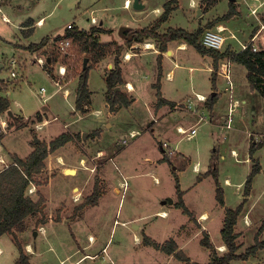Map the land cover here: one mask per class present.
Listing matches in <instances>:
<instances>
[{"label": "rangeland", "instance_id": "rangeland-1", "mask_svg": "<svg viewBox=\"0 0 264 264\" xmlns=\"http://www.w3.org/2000/svg\"><path fill=\"white\" fill-rule=\"evenodd\" d=\"M144 1L145 7L138 10L134 7L126 6V0H39V2L38 0H11V4H2V10L0 11V60L3 57L5 59L17 57L20 52L18 48L9 42L13 41L16 36L14 23L26 20L30 16L35 19L45 16L46 25L39 29V32H42L41 34L46 32L66 34L68 32L66 27L69 23L74 24L80 30L82 28L87 29L92 25L93 17L99 22L103 21V25L107 28H112L113 33H110L112 34L110 37L108 34L104 35L102 39L108 41L111 38L117 39L115 42L122 44L120 59L123 62L126 50L132 51V49H130L131 44L126 42L127 38L120 35L122 27L136 28L154 24L164 12V4L168 0ZM208 1L200 0L199 9H201V12L198 14L197 8L193 11L192 9H187L190 8L189 0H173V4L179 3L180 7L172 13L165 26L183 27L190 32L196 31L198 27L203 28V31L207 27H215L217 21L213 25H210V23L217 19L219 20L224 15L223 12L229 9V3L227 0L220 3L217 7L219 10L215 11L216 14H205L209 8ZM157 7L160 8L158 12L156 11ZM260 11H264V5L260 8ZM4 14L11 18V22L4 21ZM237 23L238 28L234 31L236 35L241 37L244 34L242 31L249 35L250 27L246 24L245 13L243 18L237 20ZM229 30L224 33L230 34ZM159 31L164 30L161 29ZM201 37L202 34L200 40ZM244 38L242 37L244 41L248 39ZM151 40H155L159 46V41L152 38ZM227 44L219 51L223 52L227 48L237 50L241 46L238 40L233 37L227 39ZM176 47L177 45L173 46V49ZM54 49L52 45L48 47V50L42 48L39 56H52L54 62L50 66L54 71L55 78H52L44 70L43 66L37 63L29 67L26 75L20 73L17 67L18 77H13L10 69H1L0 67V81L8 82L11 89L10 94L6 92L3 94L9 98L14 110H22L23 115L17 118L16 121L19 120L21 126L29 128L32 133L30 141L33 142V145L36 144L33 140L34 137H41L43 141L40 142L50 143L51 140L48 141L47 139L48 131L55 137L65 132L77 133L72 141L66 143L65 146L49 152L45 160V168L40 174L35 175L34 182L27 189V194L32 195L34 199H38L40 195H43L46 199L43 205V212L31 215L26 219L28 231H40L44 225L46 228L51 229L50 225L52 224V226L54 225V231L59 233L58 237L55 235L54 238L57 241L55 252H48L37 257L39 260H33L32 264H61L60 255H63V250L58 245L61 244V238L67 248L71 249L74 243H79L81 246L88 243L90 233L97 236L101 246L100 249L109 241L107 245L108 251H117L120 255L114 263L111 260H107L104 264L180 263L178 258L168 260L166 254L163 255V253H158L153 247L139 245L138 242H135L134 233L139 231L137 227H134L133 221H130L133 218L137 219L134 221L137 225H144L146 231L154 236L159 243H163L171 237H174L177 241L188 240L185 249L195 260L206 264L209 260L210 251L200 244L202 235L192 237L194 232L191 231L193 223L192 221L189 222L190 216L175 206H173L171 215L168 218H164V220L157 214L162 202L168 198L167 195L175 192L174 180L169 179L164 173L166 171L164 166L160 165V167L155 169L156 174L159 178H162V181H157L153 174H137L147 171L150 168V164L154 166L149 160L161 154L159 143L156 140L158 138L157 132L152 133V130L147 129L148 131H145L140 137H130L131 139L126 145L123 139L130 136V131H128L127 127L125 129L115 127L108 131L112 127L109 123L107 127L103 128L107 130L105 135L101 139L96 140L88 139L90 138L89 136H94L95 130L92 131V129L88 128L83 133L81 130L75 131L74 128L80 125L82 127H91L90 122L95 125L101 116H104L109 110H115V108L112 109L110 107L108 102V95L111 92L107 89L105 94L101 77L97 75L99 83L94 78L93 73H91V80L96 82L90 83L91 88L94 90L93 104L92 108H90L91 113L79 118V113L75 112V95L66 98L63 91L58 89L56 82L57 80L60 83L65 80L68 82L71 77H77V82L74 84L77 90V85L80 83V77L84 71V58L91 56L92 52L81 51L82 46L74 41L66 55H60ZM134 50L139 52L143 48L139 46L134 48ZM177 53V60L180 64L177 66L176 73H173L175 79L173 81L167 80V72L174 67V62L167 58L164 62L166 69L161 76V82L164 83L167 91L173 93L171 97L176 98V100L187 99L188 97L194 99V102H196L194 107L197 110L196 112L193 110L194 107L190 108L188 103L184 104L187 100L179 102L183 104L178 106L177 109L181 112H178L177 115L185 117L180 120L182 125L178 126L190 128L199 120V112L205 113L206 118L210 119V121H202L198 124V133L192 139H187L178 132V126L175 129L172 140L174 142L178 141L176 149L180 152H188L191 155L190 158H192L187 171L183 173L182 177H187V182H192L193 185L196 178L193 169L197 170L198 168V171L200 169L203 171V164L205 162L208 164L212 155L211 169H217L218 179L226 195L225 205L236 208L241 202L239 197L244 193L245 189V187H241L240 190H237L236 182L244 178L243 176L246 174L247 169L250 168L248 163L251 164V161L248 163L244 162L246 159L243 157L242 150L246 149L247 146L249 147V140L255 141V138H258L257 141L264 142V97L257 90H252L247 79L246 67L238 62L233 63L231 69L235 86L233 94H235L234 97L236 99H239V105L241 103L242 105L236 107L233 113V126L231 128L222 127V125H226V116L230 104L229 84L224 74H220L217 82L213 83L214 80L211 78L210 72L213 68L210 69L206 64L209 61L213 62V58L209 55H207L209 58L206 55L203 56L194 46L186 47V49L177 51ZM155 56V54L136 56L125 65L127 77L136 78V75H141L143 84L145 82L144 87L148 88L150 92H155L158 88L157 85H154L156 90L152 89V83L157 80L156 71H158ZM91 57L92 59L88 62L91 67L89 72L94 69L97 73L105 76L112 68H109L108 64L112 63L114 65L116 55L114 52H109L106 57L97 62L93 56ZM223 61H226V59L220 60V66ZM60 64L66 66L65 76H62L59 72ZM137 64H139V69L135 66ZM191 66L193 68H190ZM122 86H120L121 90L127 93V88ZM41 87L46 89V95L49 96L46 103H43L37 97V91ZM197 93L207 96V101L197 100L195 98ZM213 93H217L213 110L215 112L214 115L208 107V99ZM106 101L109 104V108L105 105ZM146 108L144 104L137 105L134 108L137 113L135 114L136 119L141 120L139 116L144 117L148 114ZM38 111H44L45 115H41L42 119L39 115L37 116ZM97 111H100L101 114H97ZM1 114L0 120L5 119L10 124L8 129V132H10L14 127L15 119L7 111L1 112ZM26 116H29V118L27 119ZM54 117L56 118L54 119ZM242 117L245 122L242 121ZM147 118H150V114ZM111 119L105 118L104 121L110 122ZM124 120L128 123L127 118ZM211 121H214V123ZM37 123L40 125L39 128ZM63 123L71 126L66 128ZM140 126L141 123L139 121L132 123V127L140 128ZM137 131L141 133L140 130ZM84 134H86L85 137ZM28 136L30 134L26 130L11 132L10 135H6L3 140H0V152H3L5 147H8L17 150L22 157H25L29 153L30 143ZM167 142L171 145L170 141ZM99 147L103 148L106 153L98 151ZM96 148H98L97 151ZM233 148H236L237 155L234 154L235 150L234 152L232 151ZM174 154L175 151L169 155L172 156ZM146 156H149L150 159H145ZM256 156L264 169V145L258 150ZM82 157L85 158L84 162L81 161ZM10 159V161H7L9 164L13 162V159ZM4 166L3 163H0L2 169ZM66 168L77 169V172L69 174ZM233 171L236 172L234 184L226 185L225 179L227 176L232 175ZM97 182L101 194L98 201L92 204L93 201L88 197L93 193ZM172 183L173 190L171 192ZM75 185L78 186L74 190ZM262 188L263 184L259 182L254 187L252 197L244 205L243 210L250 209L249 214L252 219V225L246 226L242 213L239 228L244 235L237 240L239 253L244 252L247 247L254 244L255 236L264 221V193H262ZM185 202L191 210L198 212L203 208H207L209 211L221 209L217 205L213 178L210 176L203 182L187 189ZM214 216L209 221L205 220L204 223L209 229L213 243L217 245V243L222 241L221 219L223 216H219V212H216ZM42 217L46 220L38 223L39 218ZM199 218H202V215ZM208 218L209 215L204 219ZM182 224H185L186 227L184 229L186 228L187 230L185 233H179L178 239L176 238L178 228ZM6 234L7 238L10 237V233ZM139 236H143L141 230ZM43 239L41 235L38 244L42 245L43 241L41 240ZM261 239H264V232L261 235ZM142 240L144 241L145 239L142 238ZM216 245L215 248L219 253L223 254L227 251V247L225 248L224 246L225 250L220 251V245ZM8 256V253L0 256V264H8V261L2 259ZM99 262L100 258L94 264H99ZM92 263L91 260H86L83 264ZM229 264H264V248L249 259H234Z\"/></svg>", "mask_w": 264, "mask_h": 264}, {"label": "crops", "instance_id": "crops-1", "mask_svg": "<svg viewBox=\"0 0 264 264\" xmlns=\"http://www.w3.org/2000/svg\"><path fill=\"white\" fill-rule=\"evenodd\" d=\"M7 1L8 0H0V11L2 10V4H4V3L11 4V0L9 2H7ZM140 1H141V3H143L142 8H144L145 7V1L144 0H140ZM223 1H226V0H209L208 1V7L209 8L207 9V13L205 12V14H210V13L216 14L215 11L219 10L217 7ZM227 1L229 3V9H227L223 12L224 15L230 10L231 2H233V4H234L233 8L235 10V14L228 19L217 20V24L218 23L219 24L224 23V24H222L223 26H228V29H230L229 31L236 34L234 31L236 30V28H238L237 20H239L240 18H243L244 13H245L246 24L250 27V31H249V35H250L254 30L255 21L252 19L251 16H249L248 5H247L246 0H227ZM261 1H264V0H261ZM38 2H39V0H38ZM38 2H36V3H38ZM133 2H134V0H131L130 7H134ZM175 5L177 6L176 9L180 7L179 3H177ZM189 7L190 8H187V9L188 10L192 9V11L195 8H197V10H198L197 13L199 14L201 12V9H199L200 8V0H189ZM142 8H135V9L139 10ZM156 9H157L156 10L157 12L160 10L159 7H157ZM176 9H174L171 12V15ZM192 11H191V13H192ZM263 13H264V11H263ZM224 15H222V16H224ZM44 17L45 16H41L39 19H35L33 16H30L26 20H21L18 23L13 24L14 28L16 29V32H15L16 36H15L13 41H9V42L12 45H14L16 48L19 49V51H20L19 54L21 56L18 54L17 57L15 56L13 58H6L5 59L3 57V59L0 60L1 69L7 68V69H10V71H11L12 70V68H11L12 67V61L14 59L18 58V59H16L18 70L20 73H24L26 75L28 73L30 66H33L35 63L39 64V62H37L35 58L40 55L42 48L48 50V47L53 44V39L58 38L62 35L61 33H48V32L41 34L42 32H39V29H42V27H44V25H46V21H44ZM3 18H4L5 22H11V18L7 14H4ZM93 18L95 20L92 21V25L85 30L91 29L92 26H101L104 29H110L111 30L110 32H106V33L101 34V42H113V41L117 40V39H112V38H111L112 41L111 40L110 41L103 40L102 38L104 37V35L108 34L109 37H110V35H112L110 33H113V29L105 27L103 25V21L99 22V20H97L95 17H93ZM166 22H164L161 25L159 30H161V29L164 30L161 32H166L169 28H179V27H173V26L166 27L165 26ZM151 25H153V23ZM151 25H145V26H151ZM145 26H143V27H145ZM124 27H126V26H124ZM124 27H122L123 31L120 34L122 37H124ZM72 29L67 28V30H68L67 33L71 32ZM242 32L244 34L241 37H239L237 35V37L240 39H242V37L248 38L249 35H247L245 33V31H242ZM156 41H158V40H156ZM175 42H176V44H174ZM144 43L145 44L151 43L152 46L146 47V45H144ZM182 43L187 44V47L192 46L183 40H172V41L168 42L167 50L162 51V50H160V46L157 45L155 40H151V39H147L145 42H137V43L131 44L130 49H132V51L126 50V52H125V54L130 52L132 54L131 58H127L125 55L123 62H121L122 71H123V79H124V84H122L123 85L122 87L124 88V86H125V88H127V94L130 96V98L132 100L131 105H129L128 107L127 106H118V108H115L114 111L109 110L104 116H101L100 115L101 112L97 111V114L100 113L99 115L101 117L99 118V120H97V123L95 125L93 122H90L91 127H89V126L82 127L80 125L79 127L74 128V130L75 131L81 130L82 133L85 132L84 130L88 129V128L92 129V131L95 130L94 136H89L90 138H88V139H95V140L101 139L105 135L107 130H104L103 128L105 126L107 127V125L109 123L111 124L112 127L109 128L108 131L112 130L115 127L116 128L120 127V128H124V129L127 127L128 131H131V130H140L141 131V133H139L135 137H131V138H137V137L142 136L145 133V131L146 132L148 131L147 129L152 130V133H154L156 131L158 134V138L156 140L159 143L161 154H159L157 157H155L153 159H150L149 156H146L145 159H147V158L150 159L149 161L152 162L154 164V166L152 164H150V168L147 171L137 173V174H144V173L145 174H153V175H155V178L157 181L158 180L162 181V178H159V176L156 174L155 169L160 167V165L164 166V168L166 169V171L164 173L167 175V177H169V179H172V181L174 180L175 192H174V194L167 195L168 198L162 202L160 209H158V211H157L158 216H160L161 219L164 220V218H168L171 215V212L173 211V206H175L176 208L182 209V211L184 213H186L190 216L189 222L192 221V223H193L191 225L193 228L191 231L194 232L192 237L202 235V237L200 239V244L203 247L207 248L206 246H204L202 244V238L204 236V233L205 232L209 233V229L206 227V224L204 223V221L205 220L209 221L211 219V217L215 215L216 212H219V216L220 215L223 216V218L221 219L222 220L221 230H222L223 225H224V219H225V209H226V207H230V206L225 205V204L221 205L217 199V188H218V186H220L222 188V186H221L220 180L218 179V176H217V179H218V182H217L213 173H212V169H211V163L213 161L212 155H211V158H209L208 164H206L207 162H205V164H203L204 165L203 171H202V169H200L199 171L196 169H193V171L195 172V175H196V178H195L193 185H192V182H190V183L187 182V177H182L183 173H185L187 171L188 166L190 165L192 158H190L191 155L188 152H184V151L180 152L179 150H177L176 147H177L178 141L174 142V140H172L173 139L172 137L175 133L176 127L178 125H182L180 123V120H183L185 117V116L183 117L181 115H177L178 112H181L177 108L180 104H183V103H179L181 101L187 100L184 104H187V103L188 104H191V103L196 104V102H194V99H191L190 97H188L187 99L183 98V99L176 100V98L171 97V95H173V93H171L170 91H167L166 86L164 85V83L161 82V76L164 74V71L166 69L164 62L167 58L171 59L174 62V67H172L167 72V80L173 81L175 79L173 76V73H176V69L178 68L177 66L180 64V63H178V60H177L178 59L177 58V54H178L177 51L186 49V48L180 47ZM120 45H122V44H120ZM175 45H177V47L173 49V46H175ZM139 46L142 47L143 50H141L139 52L137 50H134V48H138ZM147 54L148 55H150V54L156 55L154 58L156 60V67L158 68V71H156L157 80L154 83H152V86H153L152 89L153 90L154 89L156 90L154 85L158 86V88L155 92L154 91L150 92L148 90V88L144 87L145 82L143 84V81H142L143 79H142L141 75L138 74V75H136V78H129V77H127L126 70H125V65L127 64V62L132 61L133 58H135L136 56L147 55ZM203 56H205V55H203ZM207 58H209V57L207 56ZM51 61H52V56H48V62L50 63ZM233 63H237V62L232 61V66H233ZM206 64L209 66L210 69L213 68V62L209 61V62H206ZM108 66H109V68H111V67L113 68L114 65L112 63H109ZM135 66L137 69H139V64H137ZM190 68H193V66H191ZM44 70L47 71L45 68H44ZM212 70L210 72H211V78L213 79V71ZM89 73L90 74L88 76V85H89V89L91 91V95H90L91 102L85 106L87 110H84V111L78 110L76 108L77 90H76L74 84L77 82V77H75V78L71 77L70 80H68V82H66V80H65L64 82H61L60 84L56 83L58 86V89L60 91H63L64 96L66 98L67 97L70 98L72 95H75V109H76L75 112L79 113V116H80L79 118L83 117L84 115H88L89 113H91L90 108H92V104H93L94 90L91 88L90 83L95 82V81L91 80V77H90L91 73H93V75L95 76L94 78H96L97 82H99V83H100V81L98 80L97 75L101 77V83L103 81V87H104L103 91L105 94H106L107 89H108L106 81H105L106 75L108 73L105 76H102L100 73H97V71H95L94 69H91V71ZM219 75H220V73L218 72L217 76L213 79L214 80L213 83L217 82ZM50 76L52 78H55V74H54L53 70H52V74H50ZM232 81H233V85H234L233 77H232ZM0 84L2 86L1 95H3L4 97H6L9 100V98L3 94L4 92H6L7 94L11 93V89L9 88V83L5 82V81H0ZM129 84H132L133 88L130 87ZM228 84H229L228 90H230V87H231L230 83L228 82ZM78 86H79V84L77 85V89H78ZM234 89H235V86H234ZM118 90H121L120 86H119ZM199 94H202V93H199ZM215 94L217 95V93H215ZM45 95H46V91H45ZM202 95H204V94H202ZM233 95H235V94H233ZM195 98H196V96H195ZM244 101L246 102V100H244ZM229 103H230V96H229ZM140 104H144L147 107L146 110L148 111V114L145 115L144 117L139 116V118L141 120H138L135 117V114H137V113L134 111V108ZM214 104H215V102L211 106L208 104L209 110H211L213 115L215 114V112L213 111L214 110ZM105 105L107 106V108H109V104L107 103V101L105 102ZM191 105L193 106V104H191ZM241 105H242V103L239 106H241ZM7 112L13 119H15V123H14V127L12 128V130L9 133H7L5 135L0 133V140H3V138L6 137V135H10L11 132L13 133L16 130H26L30 134V136H28L29 137V143H30L29 153L25 157H22L17 150H15V149L13 150L12 148L5 147L4 151L0 152V156L5 160L6 163H8L7 161L11 160L10 158L13 159V157L15 155L19 156L22 159H27L30 156V154L35 150V145H33V142L30 141L32 133L30 132L28 127L21 126L19 120L16 121L17 118H19L23 115L22 110H14L12 108V105L10 102V106H9V109L7 110ZM80 112H82L83 114ZM244 112H245V110H244ZM149 114H150V118H147V116ZM40 117H41V115H40ZM105 118H112V119L110 122H108V121H104ZM126 118L128 119V123H126V120H124ZM41 119H42V117H41ZM135 121H137V122L139 121L141 123L140 128L132 127V123H135ZM242 121L245 122L243 117H242ZM211 122L214 123V121H211ZM252 123L255 124L254 121H252ZM63 124H64L63 126H65L66 128L68 126H71L69 124L65 125L66 123H63ZM125 125H128V126H125ZM45 126H47V125H45ZM59 132H61V131H59ZM88 132H89V130H88ZM67 133L73 135V137H74V135L77 134V133L72 134L69 132H67ZM47 134H49L48 138H47L48 141L52 140L55 137L54 135L50 134L49 131L47 132ZM56 136H58V135H56ZM131 138H130V136H129V138H125V139H127V142L124 144L128 145V143H129L128 141ZM33 140L36 144L40 141H43V140H41V137H34ZM70 141H72V140H70ZM70 141H68V142H70ZM165 141L166 142L170 141L172 148L174 150L176 149L174 155L170 156L169 153L167 152L166 148L163 146V143H165ZM172 142H174V143L172 144ZM167 143H169V142H167ZM252 143H257L260 145L255 150L254 154L250 153V146ZM248 145H249V147L247 146L246 149L242 148L243 149L242 152H243L244 159H246V161H244V162L248 163L249 161H251V164L248 163V166L250 168L247 169L246 174L243 176L244 178L241 179L239 182H236L237 190H240L241 187H245V182L247 180V177L251 173V171H252V169L256 163H258L260 170L253 177L250 194L248 196H246L245 195V189H244V193H242V195L239 197L241 199L240 203H242L244 199H246L245 203L247 201H249V199L253 195L254 187L257 186V184L259 182H262V184H263L262 193H264V169L262 168V164L260 163L259 158L256 156V153L258 152V150H260L262 148V146L264 145V142L257 141L256 139H255V141L249 140ZM63 146H65V144ZM63 146H61V147H63ZM97 149L98 148H96V151H97ZM234 150H235V152H237L236 148H233L232 151L234 152ZM98 151L105 152L104 149L101 147H99ZM238 158H239V156H238ZM81 159H82L81 161L84 162L85 158L82 157ZM2 167H0V171L2 170ZM76 172H77V169H76ZM196 173H198V174H196ZM217 174H218V172H217ZM235 174H236V172L233 171L232 175H229L226 177V179H225L226 185H231V183L234 184L233 181L235 179ZM125 176L128 177L127 175H125ZM210 176L215 181V197L217 200V205L220 206L221 209H215L213 211H209V209L203 208L199 212L196 210H194V211L191 210L185 202V193H186L187 189H190L192 186L194 187L196 184L203 182L205 179L210 178ZM177 178L179 180L180 188L182 190V194H183L182 198L184 200L185 206L189 209V211H191L192 215L187 213L186 211H184V208L182 206L177 205V202L179 201L178 200L179 196H178V191H177V185H176V179ZM77 186L78 185H75L73 189L75 190L77 188ZM172 190H173V183H172L171 192H172ZM222 190H223V194H224V189L222 188ZM117 191H118V189H117ZM171 192H168V193H171ZM169 198L172 199L170 202L168 201ZM225 199H226V195L224 194V201H225ZM216 208H218V207H216ZM242 211L243 212H241V214L243 213V218H244L246 226L252 225V219H251V216L249 214L250 209H244ZM207 214L209 215V218L204 219L208 216ZM241 214L239 215L238 222L236 225V233L238 234L237 240L240 239L244 235L243 233H241L242 230L239 228L240 220H241V218H240ZM201 215H202V218L198 219V217ZM203 216H205V217L203 218ZM148 218H151V217H148ZM135 220H137V219L136 218L130 219V221H133L134 227L135 228L137 227L139 232L141 230V233L143 235L142 237H140L139 232L134 233L135 242H138L139 245L153 247L154 249H156L158 251V253H163V255L166 254V256L168 257V260H170L171 258H174V259L178 258V261L180 262V263L178 262L179 264H203V263H200L199 261L195 260L194 257L191 256L188 253V251L185 249L187 247L188 240L177 241L174 239V237H171V238L167 239L165 242L159 243L154 236H152L150 233H148L146 231V227L144 225H141V224L137 225V223L134 222ZM51 222H52V220H51ZM210 223H213V222H210ZM48 224L50 225V223H48ZM50 226H51L50 227L51 229H48L44 225L43 231H41V230L40 231L39 230L28 231V228H27L24 231H17L16 232V234L18 236V240L24 249L26 257L28 258V264H32L33 260H39V258H37V257L45 255L48 252H55V250H56L55 246L57 244V241H55L54 238H55V235H57V237H58L59 233L54 231V225L52 226V224H51ZM184 227H186L185 224H182L178 228V235L176 236V238L179 239V236H180L179 233L180 234H181V232L185 233V231L187 229L186 228L184 229ZM6 235L7 234L5 233V234L0 236V256H4V254L8 253L9 256L4 257L2 259L5 261H8V264H16L17 260L20 257L19 247L16 244V241H15L13 234H9L10 237H8V238L6 237ZM41 235L44 238L43 240H41V241H43L42 245L38 244L39 237ZM209 235L211 238V234H209ZM142 238L145 240L143 241ZM170 240L175 241V246H174V249L171 251V253L168 252L167 250L163 249V246H165V244L168 243ZM211 241H212V239H211ZM151 242L158 244L159 247L155 246ZM108 243H109V241L107 242V244H105V246H103L100 249L101 246H100V243L98 242L97 236L94 235L93 233H90L88 243L84 244L83 246H81V244H79V243L78 244L74 243L73 245L71 244L73 247H71V249H70V248H67V245L65 244L64 240L61 238V244H58V245H60L61 249L63 250V253H62L63 255H60V263L61 264H83L86 260H91L93 262L92 264H94L99 258H100L99 264H104L107 260H111V262L114 263L119 258L120 255L117 251L109 252L107 249ZM212 243H213V241H212ZM214 245H216V244H214ZM218 245H220V247H219L220 251L225 250V249L223 250L222 246H225V248L227 247L224 244L223 240L220 241V243H217L216 246H218ZM4 247H6V248H4ZM207 249H209V248H207ZM209 251H210V249H209ZM260 251H261V249L259 250V252ZM177 253H181L184 256L178 257L176 255ZM210 253H211V251H210ZM105 254H106V256H105ZM56 257H57V255H56ZM105 257H106V259H105ZM209 261H210V254H209V260L206 264H208Z\"/></svg>", "mask_w": 264, "mask_h": 264}, {"label": "trees", "instance_id": "trees-1", "mask_svg": "<svg viewBox=\"0 0 264 264\" xmlns=\"http://www.w3.org/2000/svg\"><path fill=\"white\" fill-rule=\"evenodd\" d=\"M233 2H231L230 10L219 19H228L235 14L233 8ZM176 5L173 4V0H168L164 4V12L158 17L155 23L151 26L145 27H124V36L127 38L128 44L137 42H145L147 39H156L159 41L160 50L166 51L168 42L172 40H183L189 45H192L202 55H209L213 58V79L217 76V70L220 66V60L233 54L232 61L243 64L247 69V79L249 80L252 90H257L264 97V50L255 52L251 48L240 51L238 53L233 52L231 48H227L221 52L216 49L208 48L202 44L200 36L203 32V28L198 27L194 32H190L185 28H169L166 32L159 31L161 25L166 22L171 12L176 9ZM218 20V19H217ZM213 21L210 25H213ZM110 29H104L101 26H92L91 29H78L74 27L71 32L68 33L72 37L73 41L82 46L81 51L92 52L95 61H99L106 57L109 52H114L116 55L114 67L109 70L106 75L105 81L110 91L108 95V102L112 109L118 106H129L132 103L130 96L122 91L115 90L116 87L124 84L123 71L121 66L120 55L122 53V45L113 42H101V34L110 32ZM89 56V60L92 57ZM52 61L44 66V68L52 74V68L50 64ZM90 65L87 66L88 73L86 76L83 74L80 77V83L77 89L76 108L78 110H87L86 105L91 102V91L88 85V74ZM2 86L0 84V111L5 112L9 109L10 101L1 95ZM216 94L209 97V105H213L215 102ZM208 103V102H207ZM41 118V117H40ZM14 124V123H13ZM4 135V134H3ZM74 137L68 133H62L52 139L50 143L38 142L35 144V150L30 154L27 159H22L15 155L13 162L6 168L0 171V236L5 233L14 235L17 246L19 247L20 257L16 264H28V258L25 255L24 249L18 240L16 234L17 231H24L27 229L26 219L31 215H37L43 212L46 199L43 195H40L38 199H34L32 195L27 194V189L31 183L34 182L36 174H40L45 168V160L49 154ZM260 145L252 143L250 146V153L254 154L255 150ZM215 163V162H214ZM257 164V165H256ZM247 177L245 182V195L248 196L251 192L252 180L254 175L260 170L258 163H256ZM212 173L217 179V169H212ZM177 191L179 196L178 206H182L184 211L191 214V211L185 206L182 198V190L180 188L179 180L176 179ZM219 185V184H218ZM101 194V190L98 182L95 184L94 191L88 198L95 204ZM87 198V199H88ZM217 199L221 205L225 204L223 190L220 186L217 188ZM246 199L243 200L236 208L226 207L224 225L221 230L222 240L227 246V251L223 254L215 248L212 243L209 233L205 232L202 238V244L210 249V261L208 264H229L234 259H249L251 256L256 255L257 252L264 247V240L261 239V235L264 231V221L255 236V242L251 246L247 247L244 252H238V242L236 233V225L239 215L241 214ZM44 217L39 218L38 223L44 222ZM153 243V242H151ZM159 247L158 244L153 243ZM175 241L170 240L163 246L164 250L171 253L174 249ZM178 257H183L181 253L176 254Z\"/></svg>", "mask_w": 264, "mask_h": 264}, {"label": "built area", "instance_id": "built-area-1", "mask_svg": "<svg viewBox=\"0 0 264 264\" xmlns=\"http://www.w3.org/2000/svg\"><path fill=\"white\" fill-rule=\"evenodd\" d=\"M247 5H248V13L249 16H251L253 18V20L255 21V26H254V30L253 32L248 36L247 40H242L240 38L237 37L236 34H234L233 32H230V34H226L224 33L226 30H228L227 26H223L222 24H217L212 27H207L204 29L203 33H202V37H201V42L203 45H205L208 48H212V49H216V50H221L225 45L227 44V39L229 37H233L236 38L238 40V42L241 44L240 48L237 50H233V52L238 53L240 51L246 50L248 48H251L253 51L255 52H259L264 50V13L263 11H260V8H262L264 1L261 0H246ZM131 4V0H126V6H130ZM93 20H95L93 18ZM68 29H72L74 28V24L69 23L67 26ZM73 44V39L71 38V36L68 35V33L61 35L58 38H54L53 39V44L52 46H54V51L57 50L58 53H60V55H66L69 52V48L72 46ZM232 57L233 54L227 56L225 59L226 61H223L220 69L218 70V72L220 74H224V77L226 78V80L230 83V104H229V111L227 114V119H226V125H222V127H226V128H231L233 126V113L236 109V107L239 106V100L236 99L233 95V89H234V85H233V81H232V74H231V68H232ZM37 62H39L40 65H42L43 67L45 65H47L48 62V56H38L36 57ZM12 70H11V75L13 77H18V70H17V60L14 59L12 61ZM59 72L62 76H65L66 73V66L63 64L59 65ZM57 84H60V82L57 80L56 82ZM45 91L46 89L44 87H41L38 91H37V97H39L43 103H46L48 101L49 96L45 95ZM197 100L199 101H207V96L202 95L197 93L196 95ZM193 104V106L191 105ZM190 104V108H193L195 106L194 103ZM194 111L197 112V110L193 109ZM43 114V115H42ZM1 111H0V116H1ZM44 116V111H38L37 112V116ZM199 120L197 122H195L190 128H185L183 126H178L177 130L178 132H180L185 138L187 139H192L193 137H195L198 133V124L202 121L207 122L210 121V119L206 118V114L205 113H200L199 112ZM26 118L28 119L29 116H26ZM56 117H54L55 119ZM10 124L5 120L2 119L0 120V133L1 134H7L8 129H9ZM37 127L39 128L40 125L37 123ZM140 132L137 130H131L130 131V137H134L137 134H139ZM256 139V138H255ZM258 140V138L256 139ZM127 142V139H124V143ZM163 146L166 148L167 152L169 154H172L175 150L170 146L169 143L165 142L163 143ZM234 154L237 155L236 152H234ZM0 162L3 163L5 166L4 168L8 167L10 164L6 163L5 160L0 156ZM198 170V168H197ZM125 184V183H122ZM41 230L43 231V228H41Z\"/></svg>", "mask_w": 264, "mask_h": 264}, {"label": "water", "instance_id": "water-1", "mask_svg": "<svg viewBox=\"0 0 264 264\" xmlns=\"http://www.w3.org/2000/svg\"><path fill=\"white\" fill-rule=\"evenodd\" d=\"M133 4H134L135 8H142L143 7V3H141L140 0H134ZM122 31H123V29L121 30V33H122ZM88 62H89V57H85L84 62H83V70H84L83 75L84 76H86L88 73V70H87ZM118 89H119V86L116 87V90H118ZM212 95H215V93H213ZM85 136H86V134H84V137ZM171 200H172L171 198L168 199V201H171Z\"/></svg>", "mask_w": 264, "mask_h": 264}, {"label": "bare ground", "instance_id": "bare-ground-1", "mask_svg": "<svg viewBox=\"0 0 264 264\" xmlns=\"http://www.w3.org/2000/svg\"><path fill=\"white\" fill-rule=\"evenodd\" d=\"M146 45V47H151L152 46V44L151 43H147V44H145ZM180 47H182V48H186L187 47V44H185V43H182L181 44V46ZM131 53L130 52H128L127 54H126V57L127 58H131ZM129 86L130 87H132L133 88V85L132 84H129ZM62 159V158H61ZM66 171L69 173V174H74L75 172H76V170L74 169V168H66ZM166 217V216H165ZM205 216H203V218H204ZM222 248V247H221ZM223 250H224V246H223Z\"/></svg>", "mask_w": 264, "mask_h": 264}]
</instances>
